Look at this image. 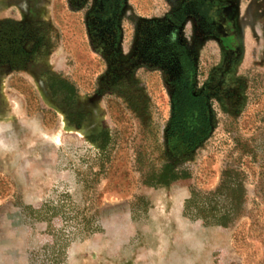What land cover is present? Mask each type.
Segmentation results:
<instances>
[{
  "label": "rangeland",
  "instance_id": "1",
  "mask_svg": "<svg viewBox=\"0 0 264 264\" xmlns=\"http://www.w3.org/2000/svg\"><path fill=\"white\" fill-rule=\"evenodd\" d=\"M0 264H264V0H0Z\"/></svg>",
  "mask_w": 264,
  "mask_h": 264
},
{
  "label": "trees",
  "instance_id": "2",
  "mask_svg": "<svg viewBox=\"0 0 264 264\" xmlns=\"http://www.w3.org/2000/svg\"><path fill=\"white\" fill-rule=\"evenodd\" d=\"M173 103L172 128L167 133V149L171 156H176L175 153L186 156L209 134L205 105L203 98L194 92L193 86L189 83L178 85ZM171 170H173L171 166L165 168L163 174L156 180V184L167 186L180 180L179 176L173 171L171 172ZM231 180L228 172L225 173L221 188L216 193L205 198L206 200L211 201L213 199L217 202L223 199L228 200L232 209L225 210L222 219L216 220L212 214V212L217 211L216 208L206 209L199 207L197 211L198 217L212 220L214 225L222 229L227 228L239 212L238 207H235L236 202L239 200L238 197L232 193L228 195V192L232 191ZM200 202L202 203V201ZM200 202L191 201L189 208ZM189 208L187 207L186 211Z\"/></svg>",
  "mask_w": 264,
  "mask_h": 264
}]
</instances>
